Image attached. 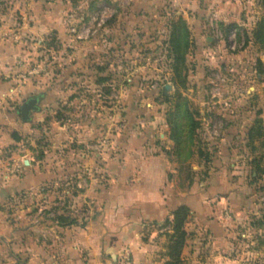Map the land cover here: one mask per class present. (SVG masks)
Returning a JSON list of instances; mask_svg holds the SVG:
<instances>
[{
    "label": "rangeland",
    "instance_id": "374dc122",
    "mask_svg": "<svg viewBox=\"0 0 264 264\" xmlns=\"http://www.w3.org/2000/svg\"><path fill=\"white\" fill-rule=\"evenodd\" d=\"M263 15L259 0H0V83H8L0 91V234L32 226L40 214L84 222L93 202L74 195L87 182L108 186L99 154L118 153L119 142L152 123L171 162V187H204L210 203L218 185L235 189L245 205L243 261L264 264V251L256 254L264 247V173L256 167L264 168V136L248 135L264 124V50L251 37ZM178 16L189 30L180 78L168 44ZM33 96L38 110L24 121L19 107ZM176 102L198 122L183 128L180 143L167 122ZM102 138L108 146L89 148ZM26 176L31 188L5 191ZM163 222L142 226L140 238L168 260L172 231ZM126 257L133 264L129 246L114 264Z\"/></svg>",
    "mask_w": 264,
    "mask_h": 264
},
{
    "label": "crops",
    "instance_id": "0c3cea01",
    "mask_svg": "<svg viewBox=\"0 0 264 264\" xmlns=\"http://www.w3.org/2000/svg\"><path fill=\"white\" fill-rule=\"evenodd\" d=\"M216 7L233 10L223 3ZM2 44L0 59L4 56ZM7 85L0 83V91ZM147 127L141 129L143 135L119 142L118 153L99 154L97 160L106 161L99 169L107 173L108 186L87 182L74 195L93 202L95 211L85 216L84 222L71 218L67 220H73L71 223L59 225L54 218L40 214L32 226L10 227L9 233L0 234V243L5 245L0 264H114L124 246H129L133 264H162L167 258L141 240L140 231L144 225L171 218V211L181 204L189 207L190 215L180 264H245L243 258L250 253L240 243L248 245V240L245 234H240L242 239L239 236V225L246 223L242 216L245 205L240 198L236 200V190L218 185L214 191L218 199L212 203L204 187L174 190L168 179L171 162L162 147V134L158 141L153 137L155 125ZM111 145L114 147L115 141ZM28 182L26 176L19 187L5 191L29 189ZM229 211L233 217L224 216ZM263 251L264 247L256 254Z\"/></svg>",
    "mask_w": 264,
    "mask_h": 264
},
{
    "label": "trees",
    "instance_id": "16d2710c",
    "mask_svg": "<svg viewBox=\"0 0 264 264\" xmlns=\"http://www.w3.org/2000/svg\"><path fill=\"white\" fill-rule=\"evenodd\" d=\"M261 5L264 7V0H259ZM232 27V26H230ZM188 35L189 30L186 25L185 20L178 16L175 20L171 22L170 32H169V48L172 52V70L175 75L180 78L182 70L185 68V50L188 47ZM252 40L257 43L264 50V15L256 22L255 26L251 31ZM260 65V62H259ZM260 73L264 75V68L259 66ZM180 85H184V78L181 79ZM162 93V91H161ZM163 94V93H162ZM165 95V94H163ZM181 98L180 96L178 97ZM185 118V122H180L178 116L181 115ZM172 118L167 119L170 129L173 134L171 138L180 143L182 130L185 127L189 133L191 129L198 126V122L193 118V112H191L186 105H180L176 102L174 104ZM258 125L250 128L248 135L250 138L255 136H264V124L258 121ZM256 167L259 172L264 173V168H260L258 162ZM189 214V208L185 204H181L173 209L170 213L171 218H166L163 224L171 226V233L168 235L169 243L167 245L168 260L164 264H177L180 261L181 250L183 248L187 232L184 229V224L186 222L187 216ZM59 225H65L66 223H71L73 220L67 222V218L63 215H58L54 217ZM261 224V222H260ZM264 224V222H263Z\"/></svg>",
    "mask_w": 264,
    "mask_h": 264
},
{
    "label": "water",
    "instance_id": "95a60500",
    "mask_svg": "<svg viewBox=\"0 0 264 264\" xmlns=\"http://www.w3.org/2000/svg\"><path fill=\"white\" fill-rule=\"evenodd\" d=\"M168 88H169V84H164L161 88L162 93L166 94ZM38 98H39L38 96H33V97L27 98L24 102H22V104L19 107V113H20L22 120L24 121L29 120L30 112L38 110V105H37Z\"/></svg>",
    "mask_w": 264,
    "mask_h": 264
},
{
    "label": "built area",
    "instance_id": "2783aa9c",
    "mask_svg": "<svg viewBox=\"0 0 264 264\" xmlns=\"http://www.w3.org/2000/svg\"><path fill=\"white\" fill-rule=\"evenodd\" d=\"M233 36H234V30L231 29L229 31L228 41H230V39ZM230 44H233V43H231V41H230ZM230 47H232V46L230 45ZM108 145H109L108 139L107 138H102L98 142H96L94 145L89 146V148H91V149L93 148V149H96V150H101V149L105 148ZM21 165L22 164H18L17 168L21 169V167H22ZM124 264H130V262L128 261V257L125 258V263Z\"/></svg>",
    "mask_w": 264,
    "mask_h": 264
}]
</instances>
